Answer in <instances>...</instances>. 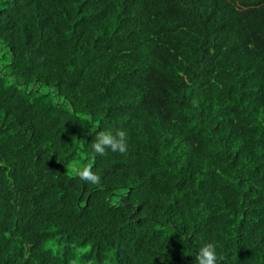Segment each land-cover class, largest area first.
<instances>
[{
    "label": "trees",
    "instance_id": "1",
    "mask_svg": "<svg viewBox=\"0 0 264 264\" xmlns=\"http://www.w3.org/2000/svg\"><path fill=\"white\" fill-rule=\"evenodd\" d=\"M118 129L126 152L94 154ZM209 243L264 264V0H0V264Z\"/></svg>",
    "mask_w": 264,
    "mask_h": 264
},
{
    "label": "clouds",
    "instance_id": "2",
    "mask_svg": "<svg viewBox=\"0 0 264 264\" xmlns=\"http://www.w3.org/2000/svg\"><path fill=\"white\" fill-rule=\"evenodd\" d=\"M92 149L94 154L101 156L105 154L106 150L125 153L127 150L126 132L122 129L115 132L110 130L99 131L92 143ZM79 178L81 181L93 185H99L101 182V177L88 168L80 172ZM217 259L215 246L211 243L201 247L197 255L198 264H216Z\"/></svg>",
    "mask_w": 264,
    "mask_h": 264
},
{
    "label": "rangeland",
    "instance_id": "3",
    "mask_svg": "<svg viewBox=\"0 0 264 264\" xmlns=\"http://www.w3.org/2000/svg\"><path fill=\"white\" fill-rule=\"evenodd\" d=\"M85 168H88L89 169V165L85 167V165L83 163H74L73 165H71V169L73 171H82L84 170Z\"/></svg>",
    "mask_w": 264,
    "mask_h": 264
}]
</instances>
